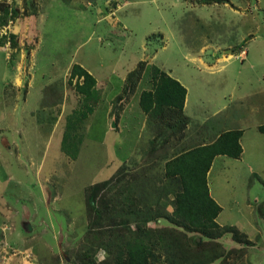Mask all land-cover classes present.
<instances>
[{
	"label": "rangeland",
	"instance_id": "rangeland-1",
	"mask_svg": "<svg viewBox=\"0 0 264 264\" xmlns=\"http://www.w3.org/2000/svg\"><path fill=\"white\" fill-rule=\"evenodd\" d=\"M33 1L27 4L37 14L18 19L8 30L16 33L15 24L21 29L17 60L10 58L9 43L0 46L5 251L11 252V245L27 249L35 264L70 262L88 224L85 186L111 177L132 149L141 158L145 152L158 154L161 165L163 155L171 156L169 142H155V149L147 143L152 133L137 94L122 103L128 107L120 112L118 128L109 117V102L121 92L126 75L146 61V76L157 65L187 87L192 136L197 132L198 139L208 141L226 130L245 131L242 156L220 155L209 187L222 206L218 222L236 226L255 243L242 259L234 256L236 261L264 264V132L259 130L264 125V0ZM28 43H35L30 52ZM74 63L97 74L106 93L80 130L84 142L76 160L61 150L67 114L81 105L68 82ZM157 181L166 182L164 172L154 173L141 189L152 190ZM162 207L170 211V205ZM27 221L30 232L23 227ZM223 239L227 248L237 245L230 235ZM12 261L3 263L0 254V264Z\"/></svg>",
	"mask_w": 264,
	"mask_h": 264
},
{
	"label": "trees",
	"instance_id": "trees-1",
	"mask_svg": "<svg viewBox=\"0 0 264 264\" xmlns=\"http://www.w3.org/2000/svg\"><path fill=\"white\" fill-rule=\"evenodd\" d=\"M24 4L22 9L14 1H0V46L9 43L12 60H17L15 57L21 50L20 37L5 28L20 18L37 14V8ZM34 45L28 43V52ZM146 68L147 62L140 61L126 75L121 92L109 102V117H115L118 124L123 117L120 112L126 107L122 103L137 94L148 124L156 122L159 131L163 130V124L170 126L164 130L163 140L159 136L150 142L155 149V142L166 145L174 134L186 130L191 123L185 112L188 89L161 67L152 65L147 76ZM99 79L82 64H72L68 82L81 96V105L67 114L61 150L73 160L79 157L84 142L80 130L106 94L104 82ZM4 93L6 97L12 95L7 87ZM259 128L264 132V125ZM243 133V129L226 130L213 141L194 147L177 143L170 157L162 156L164 165L160 156L153 157L152 152H145L147 156L140 159V153L132 149L126 158L122 156L121 166L111 177L85 186L87 229L75 256L70 262L66 258V264H241L234 256L242 259L255 243L236 226L218 222L222 206L211 194L208 175L217 156H242ZM157 172H164L166 182L157 181L152 190L141 189L142 183ZM167 201L170 202L166 204ZM168 205L170 211L162 207ZM226 235L237 245L227 248L223 239ZM232 257L235 261H231Z\"/></svg>",
	"mask_w": 264,
	"mask_h": 264
},
{
	"label": "crops",
	"instance_id": "crops-1",
	"mask_svg": "<svg viewBox=\"0 0 264 264\" xmlns=\"http://www.w3.org/2000/svg\"><path fill=\"white\" fill-rule=\"evenodd\" d=\"M12 1H14L15 3H16V5H18V6H20L22 9L24 8V3H25V1L26 2H28V0H12ZM32 2H34L33 0H32ZM37 2H38V0H37ZM29 17H31V16H28V17H26V19L27 18H29ZM18 21V20H17ZM25 24L26 25H28V23H26L25 22ZM13 29V28H12ZM14 30H15V32L16 33H20L19 32V30H21L20 29V27L18 26V24H15V27H14ZM13 30V31H14ZM28 30V29H27ZM20 37V36H19ZM1 47H4V46H1ZM171 74V73H170ZM137 96V95H136ZM186 105H187V100H186ZM186 105H185V112H186ZM144 114V113H143ZM150 126V133H152L148 138V141H147V143L149 142V146H151V141H152V139H157V137H159L160 136V140H163L164 138V136H163V133H166L164 130H166V129H169L170 128V126H166V124H163V130L161 131H159V130H157V128L159 127L158 125H157V123L156 122H152V123H150L149 124ZM160 125H162L161 123H160ZM261 126V125H260ZM188 127H190V124H189V126ZM187 127V128H188ZM259 130H260V128H259ZM261 131V130H260ZM245 134V131H244V133H243V135ZM219 135V133L218 134H216V136L214 137V138H212V137H208V141L207 140H201V139H198V137H199V135L197 134V132H195V134L192 136L191 134H190V132L186 129V130H183L182 132H177L176 134H174L173 135V137H171L170 139V144H172V146H170L169 145V149H170V151H171V153H172V151L174 150V148L176 147V145H177V143H180L181 145L182 144H186V146L187 147H194L195 145H199V144H201V143H205V142H210V141H213L217 136ZM243 137V136H242ZM241 144H242V138H241ZM243 146V145H242ZM243 152H244V148H243ZM146 156H147V154H146ZM219 156H217L216 158H215V160H214V162H213V166H212V168H211V170L209 171V173L213 170V167H214V163H215V161H216V159L218 158ZM140 159H141V157H139ZM208 177H209V175H208ZM211 191V190H210ZM212 194V193H211ZM3 215V213L2 212H0V217ZM1 223H5V220H0V224ZM5 238V236L3 235V233L1 234L0 233V242L1 241H3L4 242V239ZM2 243V242H1ZM12 262H14V261H16L17 263L19 262L20 264H35V262L34 263H32L31 261L33 260H31V258H25L24 257V259H18L17 260V257L16 256H14V257H12Z\"/></svg>",
	"mask_w": 264,
	"mask_h": 264
},
{
	"label": "built area",
	"instance_id": "built-area-1",
	"mask_svg": "<svg viewBox=\"0 0 264 264\" xmlns=\"http://www.w3.org/2000/svg\"><path fill=\"white\" fill-rule=\"evenodd\" d=\"M5 243H4V246H3V248H1V253H2V260H3V262H5V260H7V259H11V257H13V256H15V255H17V254H20V251H18V250H16V249H12L11 247H10V249H12L11 250V252H9V250L8 251H5ZM26 257H31V255H30V253H27L26 254ZM6 264H12L11 262H8V263H6Z\"/></svg>",
	"mask_w": 264,
	"mask_h": 264
},
{
	"label": "clouds",
	"instance_id": "clouds-1",
	"mask_svg": "<svg viewBox=\"0 0 264 264\" xmlns=\"http://www.w3.org/2000/svg\"><path fill=\"white\" fill-rule=\"evenodd\" d=\"M0 1H6L7 3H12V2H13L12 0H0ZM9 28H10V25H8L5 29H6V30H9ZM4 239H5V238H4ZM1 242H2V241H1ZM1 242H0V243H1ZM4 243H5V240H4ZM4 243H1V244H3V246H4ZM11 248H12V249H15V248L12 247V245H11ZM16 250L20 251L19 249H16ZM28 251H29V250H27V249H26L25 251H23V252L20 251V254H23L24 257H25V256H26L25 253H27ZM31 251H32V249H31ZM31 251H30V252H31ZM0 254H1V261L3 262V260H2L1 249H0ZM17 255H19V254H17ZM17 255H15V256H17ZM30 255H31V253H30ZM13 257H14V256H13ZM31 257H32V256H31ZM31 257H29V258H31ZM11 258H12V257H11ZM27 258H28V257H27ZM15 262H16V261H15ZM3 263H5V262H3ZM12 264H13V262H12Z\"/></svg>",
	"mask_w": 264,
	"mask_h": 264
},
{
	"label": "water",
	"instance_id": "water-1",
	"mask_svg": "<svg viewBox=\"0 0 264 264\" xmlns=\"http://www.w3.org/2000/svg\"><path fill=\"white\" fill-rule=\"evenodd\" d=\"M117 127V123H116V119L115 117H113V121H112V128H116ZM23 227L25 229V231H32L33 227L31 225V223L29 221H27L26 223H23Z\"/></svg>",
	"mask_w": 264,
	"mask_h": 264
}]
</instances>
